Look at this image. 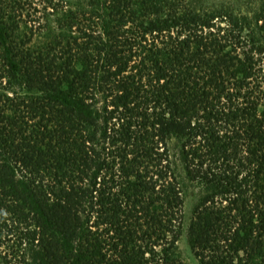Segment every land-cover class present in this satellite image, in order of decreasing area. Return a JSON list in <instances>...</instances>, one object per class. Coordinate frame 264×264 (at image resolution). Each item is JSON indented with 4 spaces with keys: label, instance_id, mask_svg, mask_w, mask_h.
<instances>
[{
    "label": "trees",
    "instance_id": "trees-1",
    "mask_svg": "<svg viewBox=\"0 0 264 264\" xmlns=\"http://www.w3.org/2000/svg\"><path fill=\"white\" fill-rule=\"evenodd\" d=\"M185 233L264 264V0H0V264H188Z\"/></svg>",
    "mask_w": 264,
    "mask_h": 264
},
{
    "label": "rangeland",
    "instance_id": "rangeland-1",
    "mask_svg": "<svg viewBox=\"0 0 264 264\" xmlns=\"http://www.w3.org/2000/svg\"><path fill=\"white\" fill-rule=\"evenodd\" d=\"M191 208H192V201L189 199L186 204L185 208V221H184V229L187 231V227L189 225V220L191 216ZM180 249L182 252V256L184 258V261L188 264H199L198 260L194 257V255L191 253L189 246L187 244V235L186 233L183 235L180 241Z\"/></svg>",
    "mask_w": 264,
    "mask_h": 264
}]
</instances>
